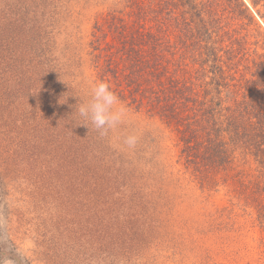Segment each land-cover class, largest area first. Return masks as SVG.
<instances>
[{"label": "trees", "instance_id": "obj_1", "mask_svg": "<svg viewBox=\"0 0 264 264\" xmlns=\"http://www.w3.org/2000/svg\"><path fill=\"white\" fill-rule=\"evenodd\" d=\"M53 1L0 0V87L21 70V152L49 180L54 146L65 154L60 163L84 162L88 147L103 145L105 128L71 72V58L57 52ZM260 1L250 0L264 20ZM112 6L92 34L97 81L170 129L200 187L230 186L264 233V29L251 6L245 0H113ZM6 120L1 114L8 127ZM66 144L75 149L68 156ZM147 204L155 208L153 199Z\"/></svg>", "mask_w": 264, "mask_h": 264}, {"label": "rangeland", "instance_id": "obj_2", "mask_svg": "<svg viewBox=\"0 0 264 264\" xmlns=\"http://www.w3.org/2000/svg\"><path fill=\"white\" fill-rule=\"evenodd\" d=\"M56 1L50 22L57 52L71 58L85 100L102 116L104 143L88 147L84 162L68 164L54 146L53 178L44 177L21 152V70L7 75L0 87V115L8 122L0 124V264H264V233L232 188L203 190L170 129L97 81L92 34L113 0ZM65 148L67 156L75 152Z\"/></svg>", "mask_w": 264, "mask_h": 264}]
</instances>
